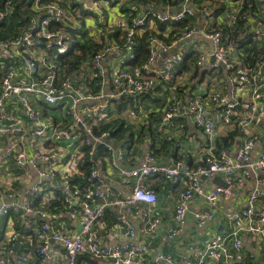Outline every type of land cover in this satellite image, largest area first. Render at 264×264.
Masks as SVG:
<instances>
[{"label":"built area","instance_id":"obj_1","mask_svg":"<svg viewBox=\"0 0 264 264\" xmlns=\"http://www.w3.org/2000/svg\"><path fill=\"white\" fill-rule=\"evenodd\" d=\"M188 1V0H186ZM264 9V0H258ZM26 3L23 13L26 15L24 25L18 27L22 32L11 40H0V58L7 59L4 70L0 78V135H8L10 142L5 148V153L12 156L15 165L21 170H33L38 173L40 180L29 188L23 198V202L8 203L0 202V229L1 222L5 215L11 210L21 212H37L32 206L30 199L33 194L43 188L48 183L54 184L56 181L55 171L58 168H47L45 164L50 163L52 158L57 155L56 150L44 151L40 148L29 149L26 142L44 139L49 133H53L57 138H68L76 136L80 143L91 147L90 155L95 151L96 146L104 145L113 152L112 160L108 159V165L118 171L119 175L127 180V187L130 195L124 199H110L105 184V178L101 170L93 168L88 175L91 188L85 194L78 190L74 193L69 180L65 181L62 192L73 196L81 205L82 227L75 233L55 231L52 236H46L43 244L37 249V254L42 261L51 257V246L61 243L67 254L65 264H77L79 254L87 252L94 258L107 262L108 264H139L148 252V245L134 240L136 230L129 222L126 214L141 213L143 220L149 218V208L141 209L140 203L153 205L158 200V192L146 184L149 177L161 175L164 178L175 181L180 176H184L186 187L180 193L179 201L175 209V226L170 229L169 237H174L180 233L181 228L187 223L189 206L193 196L200 190L204 178H214L221 175L231 186H243L254 175L256 186L249 192L246 204L242 209L232 212L229 215L232 228L228 234L218 233L209 238L204 245L189 246L191 259L185 264H207L212 261L214 264H248L240 262L239 254L244 250L241 231L248 230L252 234L264 238V207L258 208L257 203L264 198V188L261 187L264 181V152L260 153L254 160H251V152L255 147V138L247 139L239 146L236 158L232 157L228 151L219 154L209 152L196 167L182 163L181 165H169L159 163L155 155L148 151L144 155V161L139 166L130 167L124 165L125 147L122 148L108 138L107 131L96 132L94 125L99 120L112 119L117 114L107 115L109 102L119 99L122 95H141L151 90L154 85L155 75L164 72L169 79L174 69L173 58L168 57L163 69H150L155 58L159 54H170L176 44L182 39L191 38L196 32L209 39L213 43L212 55L216 58L215 65L223 64L231 67L228 51L223 44L220 31H211L208 28H199L198 25L192 26L180 38L173 39L167 43L160 38H150L151 57L143 65L147 72L152 74H142L117 66L114 68L110 83H107V73L104 60L108 53L118 49H128L130 53L131 44L125 43L119 46L111 42L108 36L104 37L108 42L91 59L89 67H81L76 72L67 74L61 71L55 63L54 55L65 54L72 42V35L67 31L68 28L86 27L90 34L96 31L101 32L100 28L111 26L112 20L108 16V11L115 0H75L78 7L72 8L67 0H33ZM20 0L0 1V23L14 11V6ZM31 5V7H28ZM35 11L29 21L28 11ZM205 16H210L212 11L205 5L202 8ZM186 14L193 15L191 9H184L178 13H171L168 10H154L151 12L153 17L161 21L177 22L182 20ZM148 13H141L131 19L128 25V39L131 42L135 31L147 25ZM259 23L264 26V14L260 16ZM54 26V28H51ZM102 41V39H101ZM130 47V48H129ZM206 59L201 55L198 64L201 65ZM264 68V59L258 64L255 73L250 75L247 71L238 75V80L252 85L251 99L243 103L245 109L243 123L253 121L258 110L259 103L264 100V81L259 82ZM98 73L103 77L102 85L94 81ZM95 87V88H93ZM202 96L196 95L186 105L181 97L171 99L165 108L163 122H170L185 110L188 114L195 117L196 121L202 125L205 131L212 135L213 126L208 122L203 114ZM211 100L214 106L219 107L224 114V121L230 123L232 115L239 105L237 96H229L220 91L212 93ZM18 102L23 112L22 115H11L7 107ZM43 104L58 110L62 119L53 114H44L42 108L37 104ZM15 107V106H14ZM131 114L132 110L127 111ZM133 113V112H132ZM76 153L85 155L76 143ZM58 181V180H57ZM230 188L215 185L206 193V200L213 208L222 196H228ZM108 206H116L125 211L117 215L118 223L126 226L124 233L125 240L112 245H102L95 235L96 229L101 225L105 210ZM41 217H52L50 212L38 211ZM197 226L203 228L208 222L215 219V213L209 211L195 212ZM159 219H150L149 228L154 230L158 225ZM49 224L43 225L44 233H47ZM15 236V235H14ZM10 239L0 241V263L13 264L9 257H3L4 253L13 252L10 248ZM54 240V243H52ZM161 258L173 262L170 255L161 254ZM16 264H29L30 256L26 253L14 255Z\"/></svg>","mask_w":264,"mask_h":264},{"label":"crops","instance_id":"obj_2","mask_svg":"<svg viewBox=\"0 0 264 264\" xmlns=\"http://www.w3.org/2000/svg\"><path fill=\"white\" fill-rule=\"evenodd\" d=\"M129 1L115 0L110 8L111 11H108V16L112 20L110 23L111 26H106L102 33L96 31L94 34H90L89 32L88 34L93 39H99L101 41L105 37L102 35L104 32L107 35L109 31L115 28H121V30L126 31L129 22L127 14L131 13L130 11H127V13L122 9H136V2L129 3ZM256 2L257 8L255 14L260 19V16L264 14V9L258 0H223V2L220 1L213 4L209 0H183L178 9H175L171 5L170 7L168 4H162L163 8L153 7L152 10H168L171 13H175L183 8L196 11L200 7L209 5L214 12L223 4L224 8L220 9L213 17L203 15L202 11L198 12L196 24L199 28L208 29H210L209 27L224 29L227 26L230 28V32H236L238 18L242 19L241 14L250 11L252 13L251 7L253 4L256 5ZM141 12L139 11L137 14ZM244 20L247 21L245 22L246 29L244 33H240V38H243L246 33H249L254 40L256 39L258 42H261L264 47V26L259 21H256L253 14L250 18ZM250 25L253 26L251 27ZM154 27L155 23L150 22L148 28ZM170 28L168 27L164 33L166 36ZM76 30H78L77 35L79 36L81 28H77ZM143 30L144 28L137 33H142ZM74 40L77 41V39L73 38ZM212 47L213 43L211 40L204 38L200 32H196L191 38L178 42L170 51V54H159L150 69L156 68L162 70L168 57L173 58L174 69L172 77L167 81L169 83H165L168 86H164V89L168 91L172 99L182 97L185 105L196 95H201L203 98V114L206 120L212 124L214 133L212 135L208 134L204 127L196 121L195 117L184 110L172 121L163 122L162 120L160 122L157 127V140L155 142H153L151 136L147 135L144 141L139 144L138 153H132L131 150L133 148H131L128 151L127 158H125L127 160L123 162L125 166H139L144 161V155L148 151H151L159 163L169 165H181L185 163L190 167H196L209 152L218 150L219 143L230 145L232 140L233 143L228 147H223V151H228L232 157L236 158L239 146L249 138H255V147L251 152V160H254L260 153L264 152V100L259 103L253 121L244 124L242 121L245 109L242 105L245 101L250 100L252 95V85L238 80V75L246 72L245 67H243L242 61L236 53L233 40L230 41L229 47L231 48L232 60L237 65L233 63L234 70H231L232 66H220L211 62ZM192 52L196 53L197 59L189 69H185L182 67L184 57ZM201 55H205L206 59L199 65L197 62ZM127 57L128 54L120 50H114L107 55L104 60L107 83H110L115 67L124 65L129 69L126 65ZM134 71L135 73H142L138 68ZM263 81L264 75L259 79L260 83ZM160 84L163 85V82L159 78L154 88L148 90L146 93L150 95L153 93L156 96L162 95L163 92L155 91V87L158 89ZM216 91L238 97L239 105L233 113L230 123L224 121L222 110L214 106L211 100L212 93ZM146 93L141 98L137 97V101L140 102L139 105L141 106L143 104H151V99L145 95ZM37 106L42 109L45 107V110L49 108V106L42 102ZM141 106L139 111L142 114L138 115L136 112H133V120H131L127 112L128 110L123 111V115L131 123H140L146 126L148 120L144 119L143 113L148 110L147 108L142 110ZM7 110L11 115H15L18 112L11 106H8ZM49 113L55 114L59 120L62 119L61 113L58 110L50 108ZM234 131H237V134L234 135L233 139L230 135ZM78 140L76 136L57 138L53 133H49L44 139L26 142V145L31 150L38 148L44 151L56 150L57 155L52 158L50 163L45 164V166L47 168L59 169V171H55L58 181L55 180L56 182L54 184L48 183L43 185V188L37 192V196L41 195L40 207L39 205L37 207L32 205L37 212H50L52 217L43 218L37 212H27L24 215L21 213V217L18 219H16L15 215L3 218L1 224H3L4 235L1 240L17 237L15 240L9 242L13 252L3 254V257H9L13 261V264H16L14 255L19 253H26L30 256L29 264L66 263L67 254L61 243L56 242L54 246H51V257L46 261L41 260L37 254V249L43 244L44 238L46 236H52V233L55 231L75 233L80 231L82 227V207L79 201L74 199L73 196L62 193L65 181L69 180L75 174L82 173L80 163L83 160V156L78 155L74 159V154L76 153L75 147ZM9 142L10 137L8 135H0V202H16L21 204L26 191L39 182L40 176L36 171L17 168L13 157L5 153V148ZM132 147H134L133 144ZM97 167L98 169L101 168L99 165ZM101 172L104 175L105 184L111 200L124 199L130 195L127 180L121 177L118 171L108 166L105 170H101ZM255 180L253 175L245 185L239 187L235 185L231 186L230 194L219 198L216 205L211 208L205 195L217 185V182L214 178H204L200 190L193 196L190 202L187 223L181 228L179 234L174 237H169L168 233L170 229L175 226V209L179 201L180 193L186 187V180L184 176H180L175 181L168 180L161 175L149 177L146 180V184L158 192V200L153 205L148 206L143 203L138 205L141 209L149 208V218L144 221L141 213L136 214L133 212L132 214H126L127 219L136 230L134 240L148 245L147 255L139 264H185L188 259L192 258L189 252V246L191 244L204 245L215 234H228L232 228L229 215L245 206L249 192L256 186ZM261 187L264 188V181ZM59 190L66 197L63 208L60 211H56L55 209L48 208V206L56 200L57 191ZM87 191L88 189L85 193ZM66 201L67 204H65ZM257 206L258 208L264 207V198L258 201ZM211 209L215 213V219L208 222L205 227L199 228L197 226L195 212L209 211ZM120 212L125 213V211L116 206H108L106 208L101 225L95 231V235L102 245L108 246L126 239L124 236L126 226L121 222L118 223L116 218ZM26 216L27 218H24ZM151 218L159 219L158 225L154 230L149 228ZM17 220L18 223H16ZM16 224L22 227L23 232L16 230ZM44 224H49L50 226L47 233L43 231ZM240 234L245 244L244 250L238 255L240 262L264 264V238L254 235L248 230H242ZM51 241L54 243V240L51 239ZM161 254L172 256L173 262L161 258ZM89 259H94L102 264H108L107 262H102L94 258L87 252L78 255L77 264H92ZM207 264L214 263L209 261Z\"/></svg>","mask_w":264,"mask_h":264},{"label":"trees","instance_id":"obj_3","mask_svg":"<svg viewBox=\"0 0 264 264\" xmlns=\"http://www.w3.org/2000/svg\"><path fill=\"white\" fill-rule=\"evenodd\" d=\"M0 1L5 2L7 0H0ZM67 1L71 4L72 8L78 7V5L75 3V0H67ZM181 1L183 0H130L129 1V3L136 2V5H135L136 9L135 10H129V8H127V10L124 8L122 9L123 11H126V12L130 11L131 13L129 14L127 12L128 13L127 17H129L128 25L131 23V19L134 16L141 14V13L137 14L139 11L141 12L142 10H144L143 12L148 13V16L146 20L147 25L135 31L133 37L131 38V42L128 39V30L123 31L121 30V28H115L114 30H111V31H109L110 29L108 30L109 31L108 39L111 42L116 43L119 46H123L125 43H127L128 45L131 44L130 53L127 52L126 50L128 49L127 47H125L126 49H118L120 51H123L125 54H128L126 65L129 67V69L125 67L124 65L121 66L122 68H125L131 71L132 73H135L134 70L138 68L144 75L145 74L155 75L153 72H147L143 68V65L146 64L151 57L150 38L157 37V38L162 39L163 41H166L167 43H171L173 39L180 38L192 26L194 25L196 26L197 14L198 12L202 10L204 6L196 9L193 15L186 14L182 20L177 21V22L161 21V20L156 19V17H153L151 15V12L154 11L152 10V8L153 7L163 8L162 4H168L169 6L171 5L175 7V9H178L181 6L180 5ZM209 1L211 4L215 2H220V1L223 2V0H209ZM32 2L33 0H28L27 3H32ZM25 3H26V0H20V3L14 6L13 13L11 15H8L5 18V20H3L0 23V27H3L5 26V23L9 21L10 23L7 25H9L10 29L14 28V30L11 29L10 31L11 35L10 34L4 35L3 34L4 29L0 30V40H11L21 34L22 31L18 27L24 25L26 22V15L22 11ZM147 6H150V8H147ZM207 6L208 8H210L209 5ZM256 6H257V2H256V5L253 4V6L251 7L252 13L250 11L245 14H241L243 17L241 16L242 19L238 18L237 25H236V32H230V28L227 26H225L224 29L221 28L223 31L218 28L215 29L214 26H212L214 28L209 27L211 31L221 32L222 38H223V44L228 51L230 63L232 64L231 70H234V65H233L234 62L232 60L231 48L229 47V44H230V41L233 40L236 53L238 54L240 60L242 61L243 67H245V71H247L250 75L255 73L256 69L258 68V64L264 59V47L262 46L261 42H258L256 39L254 40L251 34L246 33L243 38H240V33H244L246 29L245 22L247 21L244 19L250 18L252 14L255 17L256 21H260L258 19V15L255 14V10L257 8ZM28 7H31V5H28ZM222 8H224L223 4L219 9L215 10L214 12L210 8L212 13L209 17H213L214 14H217V12ZM34 13H35L34 10L28 11L27 17L29 21L31 20V16H33ZM150 22L155 23L154 28H148ZM250 26L252 27L253 25H250ZM168 27H171V28L168 32V35L166 36L164 33L167 31ZM51 28H54V26H51ZM143 28L144 30L142 33H137ZM100 29H103L101 30V32L104 31V27ZM67 31L71 33L72 37L74 39H77V41L75 40L73 41L72 39L69 49L65 54H59V55L53 56L55 58L54 59L55 63L58 65L60 70L65 71L67 74L76 72L81 67H89L92 57L99 50H101L108 42H110L104 37L102 38V41H100L99 39H93L91 35L88 34L89 31L86 28H84L83 25L81 27V30L79 31L80 33L79 36L77 35L78 30L76 29L68 28ZM183 40L185 39H182L180 41H183ZM195 54H196L195 52H192L184 57V60L182 62L183 68L185 69L190 68V66L197 59ZM6 62H7V59L0 58V78L2 75L1 70L2 71L4 70V64ZM219 65L221 66V64ZM195 74H198V73H195ZM97 75L98 76L95 77L94 81H91V85L94 86L95 81H98L100 83V85L98 86V89H99L102 85L103 77L101 76L102 74L100 73H98ZM263 75H264V68H263L262 76ZM171 77L167 79L163 71L155 75L154 85L152 89L154 88L157 79L160 78V80H162L163 82V85L160 84L158 89H156L157 87H155V91L163 92V94L156 96L153 93L150 95L145 92L146 93L145 95L147 97H150L151 104H148V105L143 104L142 106L139 105L140 102L137 101L138 100L137 97L141 98V96L144 93L141 95H136V96L124 94L119 99L109 102L108 108H107V115L108 116H111L113 114H117V115L113 117L112 119H106V121L99 120L98 123L94 125V130L97 133L101 131H107L109 139L114 141L118 146L122 148L125 147L126 157L128 155V151L131 150V148H133L131 150L132 153H138L139 151L138 146L142 141H144V138L147 135L151 136V139L153 140V142H155L157 140V127L159 126L160 122H162L163 115L165 113V108L172 99V96H170L168 94V91L164 89V86L166 87L168 86L165 83H169L167 81H169ZM9 106L13 107L15 110L18 111L17 115L23 114L18 102L13 103V105H9ZM140 106L142 110L146 108L148 110L145 113H143L144 119L148 120V124L146 126L140 123L139 124L131 123L129 119H126L125 118L126 116L123 115L124 113L123 111H127V110L128 111L132 110V112H136L138 115H141L142 113L139 111ZM49 110L50 108L45 110V107H44L42 109V112L48 114ZM236 134H237V131H234L230 136L234 139V135ZM232 143H233V140L230 143V145ZM77 144L79 145V148L85 152V155L83 156V160L80 163V170L82 171V173L75 174L74 176L70 177L69 182L72 185L71 190L73 193L76 190H78L81 194H84L88 188H91V184L88 180V175L90 174V171L93 170V168H96L98 165L101 167L100 168L101 170H105L106 167L109 166L108 159H111V160L113 159L112 158L113 152L107 149L104 145H98L96 146L93 154L90 155L89 153H90L91 147L87 146L84 143L83 144L80 143V140L77 141ZM132 144L134 145V147H132ZM218 145H219V148L218 150L215 151L218 154L223 151V147L230 146V145H227L226 143L224 144L219 143ZM56 196H57L56 200H54V202L51 205H49L48 208H52V209H55L56 211L58 210L60 211L64 206L63 204H64L66 196L62 195L60 190L57 191ZM30 199L32 200V205L34 207H37L38 205L40 207L39 203H40L41 195L37 196V193H35L33 194V196L30 197ZM65 204H67V201L65 202ZM20 214L21 212H16L14 210H11L10 213L5 215L4 217L15 215L16 219H18L21 217ZM24 218H27V216ZM16 223H18V220L16 221ZM16 230H18L19 232H23L22 227H20L18 224H16ZM3 235H4L3 224H1L0 240L3 238ZM248 264H253V263L248 262Z\"/></svg>","mask_w":264,"mask_h":264},{"label":"water","instance_id":"obj_4","mask_svg":"<svg viewBox=\"0 0 264 264\" xmlns=\"http://www.w3.org/2000/svg\"><path fill=\"white\" fill-rule=\"evenodd\" d=\"M147 8H150V6H147ZM182 10H183V9H182ZM175 13H178V12H175ZM215 61H216V58H215L214 56H212V58H211V62L213 63V62H215ZM214 180L217 182L218 185H221V186H223V187H225V188H230L229 183L224 179L223 176H221V175L215 176V177H214ZM89 260H90V262H91L92 264H102V263H100V262H98V261H96V260H94V259H89Z\"/></svg>","mask_w":264,"mask_h":264},{"label":"rangeland","instance_id":"obj_5","mask_svg":"<svg viewBox=\"0 0 264 264\" xmlns=\"http://www.w3.org/2000/svg\"><path fill=\"white\" fill-rule=\"evenodd\" d=\"M126 10H127V9H126ZM9 23H10L9 21H8L7 23H5V26H6V27H5V26L0 27V30L4 29V31H3V34H4V35H6V34H7V35H9V34L11 35V33H10L11 29L14 30V28H11V29H10L9 25H7V24H9ZM4 27H5V28H4ZM101 33H102V32H101ZM12 35H13V34H12ZM102 35L106 37L105 32H104V34H102ZM9 37H10V36H9ZM9 37H8V38H9ZM108 37H109V34H108ZM129 115H130V117H131V120H133L134 117H133L132 115H134V113L131 112V114H129Z\"/></svg>","mask_w":264,"mask_h":264},{"label":"clouds","instance_id":"obj_6","mask_svg":"<svg viewBox=\"0 0 264 264\" xmlns=\"http://www.w3.org/2000/svg\"><path fill=\"white\" fill-rule=\"evenodd\" d=\"M184 9H187V8H183V10ZM183 10H180L179 12H181V11H183ZM141 13H143V12H141ZM176 14V13H175ZM213 56V55H212ZM214 64L216 63V61L215 62H213ZM221 65H223V64H221ZM226 66V65H225ZM152 90V89H151Z\"/></svg>","mask_w":264,"mask_h":264}]
</instances>
